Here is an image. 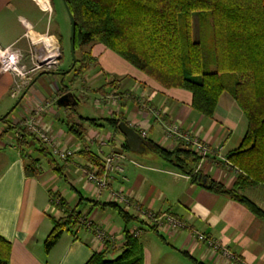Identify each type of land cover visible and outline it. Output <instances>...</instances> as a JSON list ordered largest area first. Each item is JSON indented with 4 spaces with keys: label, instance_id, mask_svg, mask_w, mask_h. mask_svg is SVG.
Returning <instances> with one entry per match:
<instances>
[{
    "label": "crops",
    "instance_id": "1",
    "mask_svg": "<svg viewBox=\"0 0 264 264\" xmlns=\"http://www.w3.org/2000/svg\"><path fill=\"white\" fill-rule=\"evenodd\" d=\"M51 12L52 0H0V43L19 47L31 38L38 45H61L50 26ZM33 30L51 37L36 36ZM87 47L85 53L90 60L86 67L83 65L80 83H86L85 91L74 85L75 76L65 83L63 76L69 72L60 71V60L55 70L32 79L26 96L10 114L11 128L0 122V237L11 243L9 264H86L95 252L103 251L85 224L66 230L49 252L45 250L53 217L60 214L52 203L55 195L65 199L71 208L76 207L84 221L115 235L110 257L121 253L125 229L132 232L138 228L143 264H264V219L244 203L203 186L214 181L230 190L242 174L228 161V154L240 147L248 128L235 99L223 93L213 118H207L193 109L190 91L163 87L101 43ZM15 80L0 66V119L17 103L13 104L18 99L11 97ZM64 95L68 96L65 105L59 106L57 101ZM88 98H94L93 107L85 102ZM39 108L43 111L38 118ZM83 112L92 116L85 117ZM33 118L55 145L73 149V155L63 160V168L54 166L49 146L44 145L50 154L46 155L27 130ZM113 118L127 123L144 138L143 152L125 148V137L113 127L97 128L84 120H101L100 124H104V120ZM69 122L82 129L81 139L69 131ZM19 126L31 135L33 145L30 141L27 146H19ZM171 127L208 145L212 153L202 158L193 144L170 134ZM152 145L167 152L191 150L194 156L185 159L182 170L153 151ZM114 155L123 157L116 160L123 172L112 173L109 188L100 190L87 181V174ZM30 158L38 160L40 171L34 177L25 173ZM188 171H192V177ZM62 179L71 193L60 187ZM111 190L123 192L129 205L119 206L137 221L125 224L117 209L104 205L114 203L109 197ZM240 195L264 211V184L241 190ZM141 209L169 213L185 225H147L138 218ZM194 232L219 241L229 255L197 241Z\"/></svg>",
    "mask_w": 264,
    "mask_h": 264
},
{
    "label": "trees",
    "instance_id": "2",
    "mask_svg": "<svg viewBox=\"0 0 264 264\" xmlns=\"http://www.w3.org/2000/svg\"><path fill=\"white\" fill-rule=\"evenodd\" d=\"M65 3L75 20V51L93 43L105 45L163 87L190 91L193 109L207 118H213L223 93L235 99L248 128L240 147L228 154V161L242 174L230 190L214 181L203 186L212 193L244 203L264 219V211L240 195L241 190L264 184V0H65ZM195 15L198 40L194 36ZM84 60H90L88 53ZM84 120L97 128L109 125L120 132V121L115 118L104 120V124H100L101 120ZM68 124L69 131L81 139L82 129L73 122ZM18 130L19 146H27L30 141L33 145L31 135L25 129ZM38 147L49 154L41 143ZM125 148L128 149L127 144ZM151 148L182 170L185 159L194 156L191 150L179 148L167 152L157 145ZM91 158L99 164L95 157ZM37 164L38 160L28 159L25 167L28 177L39 173ZM188 173L192 177V171ZM193 181L197 182L196 176ZM52 198V203L59 200L56 208L61 216L53 217V229L45 240L47 252L66 230L72 231L85 223L76 207L71 208L57 195ZM104 205L117 209L125 224L137 221L115 203ZM124 234L125 245L118 256L110 257L111 246L106 244L105 250L95 252L86 264H143L139 238L127 229ZM10 253L11 243L0 237V264H9Z\"/></svg>",
    "mask_w": 264,
    "mask_h": 264
},
{
    "label": "built area",
    "instance_id": "3",
    "mask_svg": "<svg viewBox=\"0 0 264 264\" xmlns=\"http://www.w3.org/2000/svg\"><path fill=\"white\" fill-rule=\"evenodd\" d=\"M61 57V49L57 44L47 45V43L44 42V44L37 45L33 49L31 55L32 67L30 70H27L26 66L22 64L23 55L20 51L11 47H3L0 45V66L3 70L13 74L16 79L11 90V97L13 99H18L23 91L29 89V85L32 81L31 76H29L30 73L36 72L37 70L39 71L40 69L47 71H50V69L52 71L55 70L61 60ZM43 108L38 109L36 117H40V111H43ZM27 130L39 143L49 146L53 155L59 157L61 160H66L68 157L73 155V151L66 145L63 147L55 145L50 134L41 127L40 123L36 122L35 118L27 124ZM169 132L170 134L178 137V139L184 138L187 144H193L196 152L202 158H205L212 153V150L208 145L203 144L198 140L191 139L189 136L181 135V133L174 127L169 128ZM122 158L123 157L121 155L107 157L101 167H94L90 172H88L87 181L98 187L100 190H107L110 185L111 174L123 172V166L119 163V161L116 162V160ZM109 197L114 203L124 205L125 208L129 205V202H127L122 191L111 190L109 192ZM53 203L56 207L59 200H56ZM138 218L143 221L142 223L146 222L145 224L156 228H182L185 225L181 220L169 213L157 214L141 209L139 210ZM84 224L88 228L92 229L91 232L94 234L97 242L103 246V250H105L106 244H109L110 246L115 245L116 237L114 234L105 231L103 228L94 227L91 221H85ZM130 233L135 237H138L140 235V229L136 228ZM194 233L197 241L208 244V246L215 251L224 250L225 254L229 255L226 249L221 246L219 241L209 238L206 234Z\"/></svg>",
    "mask_w": 264,
    "mask_h": 264
},
{
    "label": "rangeland",
    "instance_id": "4",
    "mask_svg": "<svg viewBox=\"0 0 264 264\" xmlns=\"http://www.w3.org/2000/svg\"><path fill=\"white\" fill-rule=\"evenodd\" d=\"M193 24H194V36H195V39L198 40L199 39V24H198L197 15L194 16ZM50 26L52 27V32L55 33L59 37V39L61 41V45H59L60 42L59 43H57V42L54 43V44H57L60 47V49H61L62 57H61V61H60V71L64 72V73L65 72L68 73L69 70L71 69L68 74H65L63 76V77L66 78L65 83L68 80H70V78L72 79V77L75 76L74 85L75 84L77 85V89L79 91H81V92L85 91L86 87H87L86 83H85L86 87L84 86V84L80 85V83H81L82 75H83V73H82L83 65L86 66V64L89 63V60H86V61L84 60L85 59V52L88 50V47L86 45V46L80 48L79 50L77 49L75 51L74 54H75V59H76V65L73 67L74 57H73V53H72L71 21H70L69 14H68V12L66 10V7H65V4H64L63 0H52V12H51V17H50ZM32 33L34 35H36V36L42 35V36L51 37V35H49V34H39V33H36L34 30H33ZM0 45L3 46L2 43H0ZM37 45L38 44H35L31 38H28L26 40V44L23 45V46H19L18 47L17 45H12V46H3V47H11V48H13L15 50L20 51L21 54L23 55L22 64L26 66L27 70H30L31 67H32L31 55H32L33 49ZM51 71H52L51 69H50V71L49 70L47 71V70L40 69L39 71L37 70L36 72L30 73L29 76H31V78L34 79V78L39 77L40 75H42V74H44L46 72H51ZM25 91H23V93ZM23 93H21V95ZM17 101L18 100H16L15 102L13 101V104H15ZM85 102L88 105H90V107L94 106L93 105L94 104V98H88V99L85 100ZM10 109L8 110V112L10 111ZM13 111H14V109L10 112V114ZM8 112L0 120H3L2 122L7 124L8 128L9 127L11 128V126H12L11 124L12 123H10L9 121H12V119L9 120L10 119V114ZM13 114H16V112L13 113ZM83 115H85V117L92 116L91 113H89V112H87V114H85V112H83ZM87 115H90V116H87ZM8 123H10V124H8ZM20 127L21 126H19V128ZM48 148L50 149V147H48ZM50 153L52 154V156L55 157L54 161H55L56 164H54V166H57V164H58V166L60 168H63L64 165H65L64 161L61 160L59 157L53 155L51 150H50ZM62 177L65 178L64 176H62ZM60 182H61L60 183V187H62V188L65 187L66 189H68V192L71 193L72 190L70 189V186L67 185V182L65 180H63V179ZM67 198L70 199V197H67ZM60 216H61V214H59L57 217H60Z\"/></svg>",
    "mask_w": 264,
    "mask_h": 264
},
{
    "label": "water",
    "instance_id": "5",
    "mask_svg": "<svg viewBox=\"0 0 264 264\" xmlns=\"http://www.w3.org/2000/svg\"><path fill=\"white\" fill-rule=\"evenodd\" d=\"M64 4L66 7V10L69 14L70 17V21H71V41H72V53H73V57H74V61H73V67L76 65V59H75V20L74 17L72 15V13L70 12V10L68 9L65 0ZM71 70V69H70ZM69 70V72H70ZM30 89V87H29ZM27 89L18 99L17 103L12 107V109L8 112L10 114V112L15 109L17 107V105L21 102V100L26 96L28 90ZM68 96L64 95L61 98H59V100L57 101V104L59 106H63L65 105V102L67 100ZM118 129L120 131V133L125 137L126 139V143L127 146L129 148V150L131 152L134 153H141L144 150V144H145V140L144 138L135 130L133 129L131 126H129L127 123L125 122H120L118 125Z\"/></svg>",
    "mask_w": 264,
    "mask_h": 264
},
{
    "label": "bare ground",
    "instance_id": "6",
    "mask_svg": "<svg viewBox=\"0 0 264 264\" xmlns=\"http://www.w3.org/2000/svg\"><path fill=\"white\" fill-rule=\"evenodd\" d=\"M36 44V42H34Z\"/></svg>",
    "mask_w": 264,
    "mask_h": 264
}]
</instances>
